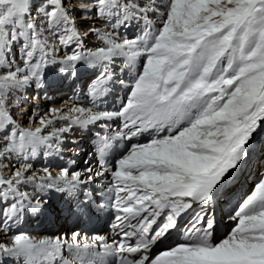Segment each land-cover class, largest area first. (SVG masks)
<instances>
[{"label": "snow or ice", "instance_id": "snow-or-ice-1", "mask_svg": "<svg viewBox=\"0 0 264 264\" xmlns=\"http://www.w3.org/2000/svg\"><path fill=\"white\" fill-rule=\"evenodd\" d=\"M74 10L85 16L95 10L96 18L114 21L92 29L100 46L85 47ZM133 21L143 22L142 34L121 37L119 29ZM16 42L22 64L12 56ZM69 47L70 52L59 54ZM141 56L142 71L136 70ZM118 57L124 61L121 70L132 72L131 91L119 111L102 110L99 101L111 81L108 66ZM80 62L104 69L83 94L87 106L53 107L49 111L54 119L45 115L41 127L21 129L11 115V107L20 102L15 92H25L32 83L42 87L48 65L58 63L65 71ZM0 69H6L0 71V132L11 125L0 160L12 155L27 160L40 149L59 155L65 134L74 127L114 118L121 121L118 129L109 132L107 123L100 125L105 134L97 136L99 153L107 151L113 137H151L132 145L114 166L101 158L95 169L62 168L53 176L43 168L44 175L38 176L25 162L9 178L0 176V204L7 205L0 208V232L7 234L26 209L43 207L47 201L35 193H72L97 181L112 197L110 229L120 235L109 243L95 233L73 232L70 241L66 236L34 239L18 233L0 242V264H19L21 259L24 264H48L57 256L68 264L65 248L72 264H84L85 257L100 252L115 253L117 264H264V170L229 217L236 227L219 242L213 240L214 218L205 210L217 185L248 156L244 146L264 123V0H79L78 7L73 0H43L35 11L33 0H0ZM10 98L15 104L9 105ZM72 99L81 101V94ZM55 120L66 123L44 135ZM23 185L33 191L22 190ZM196 203L201 210L183 228V242L151 258L153 246ZM161 216L164 222L152 234ZM134 237L135 244H129Z\"/></svg>", "mask_w": 264, "mask_h": 264}, {"label": "rangeland", "instance_id": "rangeland-1", "mask_svg": "<svg viewBox=\"0 0 264 264\" xmlns=\"http://www.w3.org/2000/svg\"><path fill=\"white\" fill-rule=\"evenodd\" d=\"M42 3H43V0H33V11H35V8L39 7ZM73 4H75L78 7L79 0H73ZM73 14H74V16L76 15V17L77 16H81V14H83L82 17L85 18V13L80 11V10H74ZM87 15L88 16H86L87 17L86 20L85 19H80V20L76 21V27L79 30L80 34L83 36V43H84L86 48L98 47V46L101 45V42L92 33V29L93 28L103 29L104 25L105 26H109L110 23H112L114 21L110 22V21H105V20H100V19L90 20L91 17H95V10H93L91 13H88ZM149 15H150V19H152V21H153L154 26L159 27L160 26V22H159L158 18H156L154 16V14H151V13ZM82 28L87 30V32L83 33L82 30H81ZM142 30H143V22L140 23V22L133 21L127 28H123V27L120 28L119 32L121 34V37L126 36L128 39H133L137 35H141L142 34ZM66 51L70 52L71 48L69 47L68 49H61L59 54L62 56ZM14 58L17 60V63L22 64V61L18 57H14ZM144 60H145V57H143V56H141V57H139L137 59L136 70L142 71V66H143ZM123 65H124L123 58H119L118 57L109 66V70L111 72V81H110V85H109V91L106 93V95H104L102 98H100V101H99V106L101 107L102 110L119 111L120 108L123 106V104L127 100L128 93L131 91V81L133 79V76H132V72H130L127 68H124L123 71L121 70ZM60 67H61L60 64L54 63V64H51V65H48L43 70L42 87L36 88L35 84L32 83V84H30V86L26 87L25 92H23V91L15 92V95L20 98V102H19V106L11 107V115H12V119L15 121V123L21 129H31V130L34 131L35 129L41 127L40 118L45 116V115H48V116L50 115L49 114L50 113V111H49L50 107L66 109L69 105H71L73 103H75L77 107H79V106H87V104L89 103L88 97L86 95H83V94H85L87 92L88 86L92 83V81H94L97 78V76L100 75L97 72L98 71H104L103 69L99 68L100 67L99 65H98L97 69H95L96 65L89 66L88 64L83 63V62L77 63L75 68H74L76 72H80L79 69H81L82 72L84 71V73H86V72L89 71V74L91 76L94 75L96 77H94V78L92 77L90 81H88L89 80L88 79L87 82L85 83V85L81 86V87H80L81 81H79V82H75L74 81L73 83L68 85V87L70 86V88H69L70 90H67V89L65 90L64 87H63L65 85V83L69 79H71V82L74 80V76L72 77V74L74 73V70L73 69H68V70H65V71H60ZM4 70H6V69H0V71H4ZM55 78L58 79V80H61V81H58L60 83V85L58 87L60 95H57L58 98L52 99L51 94L49 95L48 93H52V94H55V93L53 92V90H49V89L45 88V84H46L47 81H48V83L52 82ZM121 80L125 81V84L119 83V81H121ZM80 88L82 89V91H81ZM78 93L81 94V101H76V100L72 99V97L74 95H77ZM24 94H27L28 98L24 99V96H23ZM8 103H9V105H13V104H15V101L10 98ZM24 106H27L28 110L23 111V107ZM34 112H38L39 113L38 115L35 116V118H34V115H33ZM50 119H54V117L52 116ZM114 119L116 120V124L113 125L111 130L118 129L120 127V125H121V121H120L119 118H114ZM102 122H105V121H101L100 123H102ZM65 123L66 122L61 121V120H55L54 125L50 126L49 129L45 130L44 135L48 134V131L51 130V127L59 128L61 126H64ZM94 124H97V123H94ZM111 124L112 123H109V126H111ZM262 124H264V123H262ZM90 126L91 125H89V127ZM79 128L80 127H74L71 130L70 133H66L65 134V136H64L65 140H64L63 145H62L63 147H66V146L72 144L71 139L79 138V136L76 135V134L81 133L79 131L80 130ZM100 129L103 130V128H101V127H100ZM87 130H90V129H87ZM10 131H11V125H9L8 128L5 129L4 132H0V139H1L0 146L4 145L5 141H4L3 137H4V135H7L8 132H10ZM93 131H96V130H93ZM98 131H99V129H98ZM142 134H140L137 137H135V139L137 141H139V142L141 141L142 143H145V142H147L149 140V139H147L145 141V139L146 138H150V135L148 133H142ZM147 135H149V136L147 137ZM121 139H124V138H121ZM125 139L128 140V138H125ZM256 140H260L259 145L261 147L264 145V133H263L262 130L260 131L259 134L254 135L253 139L250 140L244 146L247 149L248 152L251 151L250 153H252V151L254 152L256 150V149L253 148V144H252ZM139 142H135V141L129 142V145L127 146V148L120 154L119 159H121L124 155H126L128 153V151L131 149L132 145H134V144H142V143H139ZM19 143H20V141L18 140L17 144H19ZM80 145H75V146H78V147H76L77 151L80 148ZM93 146H94V144H93ZM89 147H91V144L88 147H86L87 148V153H89V150H88ZM119 148L120 147H118L116 145L115 146V152H116V150H119ZM90 150H92V148H90ZM90 152L92 153V151H90ZM263 152H264V147L261 148V150L259 152L260 153V156L258 157L259 158V160H258L259 162H255L254 164L252 163V165H253L252 166V171H251V168H249L248 175L244 174L245 176L246 175L247 176H246V178L242 179L241 182H243L245 180V183H248L249 181L247 182L246 179L250 178V176L252 178L258 177L259 171L264 170V153ZM87 153H86V155L78 154L74 158H73V155L70 156V157H72V159L74 161H78V160L84 161V163L82 164V168H88L89 165H88V163L85 162L86 161V157L88 156ZM91 153H89V155ZM44 154H45L44 150H43V153H42V151L40 152V156H42L43 158L45 157ZM65 155L66 154L64 153V156ZM59 158H60L61 162H59V160L57 161L56 156H54V160L56 159V161L59 163L58 169H62V167L68 169L69 162H67V159L69 158V156L65 157L66 159H63L62 156H60V154H59ZM25 162H27V163L29 162L30 163L29 159L26 160L24 157H19V159H18V157L16 155H12L10 158L5 157L4 159L0 160V172H2L5 175H8L10 177L11 174L20 166V164L25 163ZM43 162H45V158L43 159ZM64 163H66V165H63ZM3 165H7V167H3ZM113 165H114V163H113ZM76 166H78V165H76ZM234 170H231V173L229 175H227L223 179V181H221L220 184H218L217 187H216L217 189H220L221 187H226V188L231 189L232 191L229 192L230 193L229 197L232 196V195L234 196V194L236 192L240 191V188L234 189V188H232L233 187L232 183H230L231 185L229 184V181L231 180L230 176L234 172ZM72 171H75V170L74 169H69V172H72ZM69 175H71V174H69ZM87 175L88 174L86 173L85 176H87ZM92 183H96V181H92ZM253 183H256V182H253ZM252 184L251 183L248 184L247 192L244 195H246V194L248 195L251 192L252 188L255 186V184L254 185H252ZM85 185H86V183L82 184V187L85 186ZM48 195L49 194H47L45 196H47V198H48ZM57 196H56V200L55 201H53L54 200L53 198H49V200H46V197H42L41 200L44 199L45 201H47L43 205V207L46 208V207L49 206L50 208H55V209L59 210L63 206H65L66 205L65 202H66L67 198H64V199H61L60 201L59 200L57 201ZM53 202L55 203L54 207L51 206V204ZM9 203H11V201H9ZM80 204H81L80 207H82V209L84 210L83 204H85V203H80ZM6 206H4V207H6ZM85 208L87 209V205H86ZM222 211H223L222 207L220 209H218L219 213L220 212L222 213ZM26 213H25V216H26ZM223 213H227V211L224 210ZM232 214H233V212H230L228 214V218L226 220L227 221V223H226L227 227L223 230V233L219 236L217 241H219V239H223V237L225 238V236L227 234L231 233L230 230H231V226L232 225L235 224V226H236L237 222H235L234 220H231L229 218ZM25 216L21 217L17 222L20 223V220H22V222H23L25 220ZM29 216H30V214H29ZM213 218H214V216H213ZM1 219H2V217H1ZM160 220H159L158 224L160 223ZM24 224L25 223H23L22 225L24 226ZM22 225H20V226L22 227ZM18 226H19V224H16V222L13 223L10 226L9 234L11 235V234L20 233L21 232L20 231L21 227L20 226L18 227ZM29 226H30L31 230H34V226H32L30 224V219H29ZM70 226L73 227V225H70ZM70 226H67L65 229H63V231H69L67 228H70Z\"/></svg>", "mask_w": 264, "mask_h": 264}, {"label": "bare ground", "instance_id": "bare-ground-1", "mask_svg": "<svg viewBox=\"0 0 264 264\" xmlns=\"http://www.w3.org/2000/svg\"><path fill=\"white\" fill-rule=\"evenodd\" d=\"M82 15L83 14H81V16H77L76 17V15H75V19H76V21H78V20H80V19H85L86 20V16H85V18L84 17H82ZM98 18H96V17H91L90 18V20H97ZM90 28V27H89ZM82 30V32L83 33H86L87 32V30H85V29H81ZM19 45H20V42H16L14 45H13V53H12V56H14V57H18L19 59H20V56H19ZM111 65V64H110ZM109 65V66H110ZM109 66H108V68H109ZM97 67H98V65H96V68L95 69H97ZM99 68H101V67H99ZM101 69H103V68H101ZM74 70V74H72V77L74 76V80L71 82V79H69L66 83H65V85L63 86L64 87V89L66 90L67 89V87H68V85H70L71 83H73L74 81L75 82H79V81H81V86H84L85 85V83L87 82V80L88 81H90L91 80V78L93 77H96V76H91V75H89V73H84V71L82 72V70L81 69H79V71L80 72H76L75 71V69H73ZM72 70V71H73ZM104 70V69H103ZM102 71H98L97 73H101ZM82 74V75H81ZM62 75V74H61ZM64 75V74H63ZM98 77V76H97ZM58 81H60V80H58V79H54L52 82H49L48 83V81L46 82V84H45V88H47V89H49V90H53V92L55 93V94H52V93H48L49 95L51 94V96H52V99H54V98H58V96L57 95H60V92H59V90H58V87H59V85H60V83H59V85H58ZM24 96V99L25 98H28L27 97V94H24L23 95ZM52 101V100H51ZM89 101V100H88ZM51 108H53V107H50L49 109H51ZM26 110H28V107L27 106H24L23 107V111H26ZM50 115L48 116L47 115V117H45L46 119L48 118V119H50L53 115L51 114V113H49ZM97 124H102V123H100V122H96ZM263 125V126H262ZM92 126V125H91ZM89 127V126H88ZM88 127H85V128H82L83 129V131L82 132H84L86 129H88ZM93 127H95V128H92L93 130H98L99 129V131L101 130L100 129V127L101 126H93ZM263 131V133H264V124H260V126L256 129V131L252 134L253 136L254 135H256V134H259L260 133V131ZM102 131V130H101ZM82 132L81 133H79V134H76L77 136H79V138H73V139H71V141H72V144H70V145H68V146H66V147H63V152L60 154V156H62V158L63 159H66L65 157H68L69 156V159H68V162L69 161H71V163H70V165L68 166V170L69 169H74L75 171H72V172H76V171H82L83 169H85V168H82V164L84 163V161H81V160H78V161H74L73 159H72V157H70V156H76V155H78V154H81V155H86V153H87V148L86 147H88L89 146V142L88 141H91V139H92V136H90L91 134H93L95 131H91L90 133H89V135H86V136H84L83 134H82ZM102 133V132H101ZM149 135H147V137H148ZM70 138V137H69ZM65 139V138H64ZM121 140V139H120ZM73 141H75L74 143H73ZM0 142H1V139H0ZM91 143H93L94 145H96L97 144V139L96 140H93ZM81 144V145H80ZM75 145H80V148L78 149V151L76 150V147H78V146H75ZM75 146V147H74ZM110 146H111V152L112 153H114L115 155H116V153H118V150H116V152H115V146H116V144H113V141H111V143H110ZM90 148V147H89ZM42 151V153H43V150L42 149H40V150H38V153H37V155L34 157V158H30L29 159V161H30V163L29 164H31V166H32V168H33V170L35 171V173L39 176V175H44V172H43V168H49L50 169V171H51V174L53 175V176H55V175H57L58 174V171L60 170V169H58V165H59V163L56 161V159L54 160V156L55 155H53V154H49V155H45L44 154V158H45V162H43V157L42 156H40L39 158H37V156L38 155H40V152ZM255 152V151H254ZM252 152V153H250L249 154V164H250V166H251V171H252V163L254 164L255 162H259L258 160H259V156H260V153L259 152ZM64 153L66 154L65 156H64ZM87 155H88V153H87ZM57 156H59V155H56V158H57ZM74 156V157H75ZM88 157V156H87ZM19 159V158H18ZM86 163H88V165H89V167H91V168H93V169H95L97 166H96V164H95V160H93V159H90L89 157H88V159L85 161ZM240 163H242V162H240ZM240 163H239V165H240ZM109 164H111V165H113V162L112 161H110L109 162ZM76 165H78V166H76ZM238 165V166H239ZM45 166V167H44ZM238 166H237V168H238ZM88 167V168H89ZM63 168V167H62ZM237 168H235V169H237ZM234 170V169H233ZM32 173L30 172L29 173V175H31ZM69 174H71V173H69ZM85 175H86V173H85ZM0 176H2V177H5V178H9V176L8 175H5V174H3L2 172H0ZM251 177V176H250ZM223 181V180H222ZM249 180H247V182H248ZM84 184V183H83ZM86 185L88 186V185H92L91 183H86ZM85 187L86 186H83L82 187V184L81 185H79V187L73 192V193H75V194H77V193H83V197H79V196H77V197H75V195H73V193H68V192H62L61 191V194H59L58 195V193L60 192V191H58V190H49V191H45V192H43V193H35V195H37V196H39V198L41 199L42 197H46V200H49V198H53L54 200L53 201H55L56 200V196L58 195L59 196V198H58V196H57V201L59 200H61V199H64V198H67V200H66V205L65 206H63L61 209H59V212H63L64 211V209L67 207V204H68V210H67V212L66 211H64V213L65 214H63V217H64V219L63 220H61L58 216H56V215H58L56 212H55V214L56 215H54V218H53V221H51L52 223V225H55L54 226V229H52V228H50V229H48V227H38V225L37 226H34V230H31V228H30V226L29 225H27L28 223H29V219H28V221H27V224H24V226L22 225V227L20 228V233H24V234H27V235H29L30 237H32V238H34V239H42V238H44V237H51V238H53V239H55V238H57V237H61V238H63V237H67L68 238V240L70 241V239H71V235H72V233L73 232H79V233H82V234H87V232L90 230V225L88 224V223H85V220L87 221H90L89 219L91 218V219H94L92 216H93V212L95 211V209L97 208V206H99L100 204H101V202H102V199L101 198H99L98 199V203H100V204H93V206L90 208L89 207V201H91L90 199H88V204H87V207H89V209H88V211L86 212V206H84V204H83V207H84V210L82 209V207H80L81 206V204L80 203H85V201H82V202H80V198H85V197H90V195H88V194H85L84 193V190H85ZM93 187H96V185L95 186H93ZM226 188V187H225ZM217 188H215V190H216ZM22 190H25V191H29V192H31V191H33V189L31 188V186H29V185H23V188H22ZM215 190L213 191V192H215ZM232 190L231 189H229V188H226L225 190H223V193H222V197L223 198H225V196L227 195V193H229V192H231ZM52 192V193H51ZM94 193V192H93ZM93 193H91V194H93ZM47 194H49L48 195V198H47V196H45V195H47ZM90 194V193H89ZM73 195V196H72ZM107 195H109V193L107 194ZM55 196V197H54ZM95 196H97V194L95 193V194H93V197L92 198H94ZM79 197V198H78ZM100 197V196H99ZM216 197H219L218 195L217 196H214V198H212V200L214 201V200H216ZM97 198H98V196H97ZM44 200V199H43ZM51 201V200H50ZM218 201H221V198H218V200L217 201H214L215 203L214 204H212V206H213V210H212V212H211V215L212 216H214V214H216V211H214V209H216V207H218V209H220L221 208V204L220 203H218ZM57 203V202H56ZM1 206H2V204H0ZM6 204H3V206H5ZM106 204H104V206H105ZM196 205H198V203H196L195 204V206ZM51 206H55V203L53 202L52 204H51ZM201 207V206H200ZM46 208H50L49 206L48 207H46ZM45 208V209H46ZM91 209H92V211H91ZM201 209V208H200ZM29 210L30 209H26V212H27V214L29 213ZM205 210H206V207H205ZM31 212H32V210H30ZM200 211V210H199ZM198 211V212H199ZM195 212V211H194ZM39 213H41V212H39ZM103 213V211L102 212H100V214H102ZM96 215V214H95ZM25 216V213L22 215V217H24ZM183 216V214L180 216V217H178V219H181V218H183L182 217ZM190 216L189 215H187V218H189ZM162 218H163V216H161V217H159V220H160V222L162 221ZM185 218V217H184ZM184 218H183V220L182 221H184ZM82 219V220H81ZM44 220V219H43ZM159 220H158V222H159ZM188 219L184 222V226H186L187 224H188ZM78 222H79V224H78ZM40 223V222H39ZM70 225H73V227H71ZM67 226H70L71 227V229H69V231H66V233H65V231H63V229H65ZM68 229V228H67ZM67 232H69V234L67 233ZM96 233H98V234H100V235H107L108 236V234H109V238H110V236L111 235H113V233H112V231H110L109 233L108 232H106V231H104L103 229H101V227L99 226V227H97L96 228V231H95ZM172 232H174V233H169V234H167V238H168V240L166 241V239L164 240H162V246H164L165 248H164V250H166V249H168V248H170V247H174L176 244H178V243H180V242H183V241H181L180 239H179V237L177 236V234H178V232L177 231H172ZM12 235H15V234H9V232L7 233V234H5V233H3V232H0V242H4V241H6V240H8V239H10V237L12 236ZM88 235V234H87ZM217 238V237H216ZM224 238V237H223ZM219 240H221V239H219ZM217 242H219V241H217ZM158 248V246L157 247H154L153 246V248H152V250H151V253H153L156 249ZM158 253V252H157ZM159 254V253H158ZM63 257H64V261H68V264H72V257L70 256V254H69V252H68V249L67 248H65L64 249V251H63ZM7 264H16V261L15 260H11V261H8L7 262ZM19 264H24V262H23V260L21 259V261L19 262ZM54 264H64V262L63 261H61V259H60V257L59 256H57L56 258H55V260H54Z\"/></svg>", "mask_w": 264, "mask_h": 264}]
</instances>
